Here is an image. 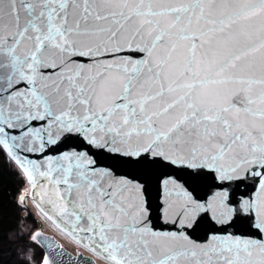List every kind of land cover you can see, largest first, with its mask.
Wrapping results in <instances>:
<instances>
[{"label": "snow or ice", "instance_id": "6c2138e0", "mask_svg": "<svg viewBox=\"0 0 264 264\" xmlns=\"http://www.w3.org/2000/svg\"><path fill=\"white\" fill-rule=\"evenodd\" d=\"M0 152L62 264H264V0H0Z\"/></svg>", "mask_w": 264, "mask_h": 264}, {"label": "trees", "instance_id": "16d2710c", "mask_svg": "<svg viewBox=\"0 0 264 264\" xmlns=\"http://www.w3.org/2000/svg\"><path fill=\"white\" fill-rule=\"evenodd\" d=\"M26 183L22 171L6 153L0 152V264H40L43 248L38 249V263L26 262L19 250L27 245L25 237L13 238L22 221V205L19 203L21 191ZM31 216V215H30Z\"/></svg>", "mask_w": 264, "mask_h": 264}, {"label": "rangeland", "instance_id": "374dc122", "mask_svg": "<svg viewBox=\"0 0 264 264\" xmlns=\"http://www.w3.org/2000/svg\"><path fill=\"white\" fill-rule=\"evenodd\" d=\"M29 192L30 185L26 181L21 194H28ZM22 208V221L20 222L18 230L12 234V237H25L28 239V242H30L27 245H23L19 250L20 256L21 258H23V260L30 263H38L40 259V256H38L37 252L41 245L37 241L31 240L33 233L38 229H42L44 232L54 235L58 240H60L61 245L64 248L68 249L74 254H77L78 252H82L83 255L89 254L82 247L77 246L67 236H65L64 234L56 230L51 224H49V222H47V220L40 214V212L30 199L28 200V206L22 205ZM96 261L98 263H101L99 260Z\"/></svg>", "mask_w": 264, "mask_h": 264}, {"label": "water", "instance_id": "95a60500", "mask_svg": "<svg viewBox=\"0 0 264 264\" xmlns=\"http://www.w3.org/2000/svg\"><path fill=\"white\" fill-rule=\"evenodd\" d=\"M14 162V161H13ZM15 163V162H14ZM22 195V194H21ZM20 195V196H21ZM26 199H25V205L28 206V200L30 199L32 202H33V199H32V189H31V186H30V192L28 194H24ZM34 203V202H33ZM24 205V206H25ZM35 205V203H34ZM39 211V210H38ZM42 216L43 214L40 213ZM44 217V216H43ZM47 222H49V224H51L56 230H58L59 232H61L62 234H64L65 236H67L64 232L61 231V229L57 228L56 225L48 220L46 217H44ZM36 232H39L41 235L38 237V243L41 245V247L43 248V258L42 260L44 259L45 256H48L49 259L53 262V264H62L61 262V258L57 256V253L60 251V249L62 248L65 252L71 254L73 257L76 256V254L72 253L71 251H69L68 249L64 248L62 245H61V242L60 240H58L54 235H51L47 232H44L42 229H38L36 230L33 234H35ZM68 237V236H67ZM70 240L71 238L68 237ZM49 245H51V247H49ZM86 256V255H84ZM94 259V257H92ZM41 260V262H42ZM63 260L66 262L67 261V258H63ZM95 260V259H94ZM40 262V264H41ZM96 264H98L96 262Z\"/></svg>", "mask_w": 264, "mask_h": 264}, {"label": "flooded vegetation", "instance_id": "af4514ba", "mask_svg": "<svg viewBox=\"0 0 264 264\" xmlns=\"http://www.w3.org/2000/svg\"><path fill=\"white\" fill-rule=\"evenodd\" d=\"M89 253V252H88ZM91 253L87 254L86 256H90ZM94 257V256H93ZM95 260H96V257H95ZM97 262V261H96ZM98 263V262H97ZM98 264H101V263H98Z\"/></svg>", "mask_w": 264, "mask_h": 264}]
</instances>
